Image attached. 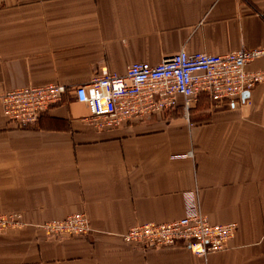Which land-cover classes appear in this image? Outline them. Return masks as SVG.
<instances>
[{
	"label": "crops",
	"instance_id": "obj_1",
	"mask_svg": "<svg viewBox=\"0 0 264 264\" xmlns=\"http://www.w3.org/2000/svg\"><path fill=\"white\" fill-rule=\"evenodd\" d=\"M264 47V0H0V96L33 84L72 90L101 68L156 65L183 50L222 55ZM264 74V56L246 66ZM181 102V100H179ZM70 92L35 125L7 123L0 105V264H264V79L247 96L100 129ZM196 190L211 224L234 223L205 258L178 246L142 250L121 235L186 214ZM86 213L87 237L39 226Z\"/></svg>",
	"mask_w": 264,
	"mask_h": 264
},
{
	"label": "built area",
	"instance_id": "obj_2",
	"mask_svg": "<svg viewBox=\"0 0 264 264\" xmlns=\"http://www.w3.org/2000/svg\"><path fill=\"white\" fill-rule=\"evenodd\" d=\"M263 56L264 47L240 48L222 55L189 54L181 50L156 65L133 63L123 75L101 68L89 83L72 90L61 84L46 83L5 91L0 96L1 111L7 123L30 127L70 92L73 100L86 106L96 127L120 128L163 115L178 106L188 111L201 97L215 106L241 99L262 82V74L248 71L246 66ZM184 200L187 212L183 217L163 224L135 225L121 235L122 240L150 250L184 246L200 258L224 250L233 238L236 225L211 224L194 204L191 192L185 194ZM18 224L17 220L0 216V231L7 225ZM48 227L72 234L89 231L84 213L52 221Z\"/></svg>",
	"mask_w": 264,
	"mask_h": 264
},
{
	"label": "rangeland",
	"instance_id": "obj_3",
	"mask_svg": "<svg viewBox=\"0 0 264 264\" xmlns=\"http://www.w3.org/2000/svg\"><path fill=\"white\" fill-rule=\"evenodd\" d=\"M257 72H259V71H257ZM259 73H261L262 74V76H263V79H264V74L262 73V72H259ZM263 81V80H262ZM4 93V92H3ZM193 193V196H194V200H193V202H194V204L196 205V206H198V208H199V204H198V201H197V192H196V190H192V191H189V192H187V193ZM187 193H185V194H187ZM185 194H184V196H185ZM184 196H183V199H184ZM185 201V200H184ZM186 204V203H185ZM199 210H200V208H199ZM79 213H84V212H79ZM79 213H76V214H79ZM84 214H86V213H84ZM72 215H75V214H72ZM204 215V214H203ZM0 216H4V217H7V218H12V220H17L18 221V226H15V225H7L5 228H3L1 231H0V234H2V233H4V232H6V231H8V230H10V229H12V228H17V227H20L21 225H22V221H21V217H20V215H18L17 213H12V214H0ZM68 217V216H67ZM66 218V217H65ZM86 218H87V216H86ZM64 219V218H63ZM208 219V218H207ZM56 220H62V219H56ZM56 220H48V221H45V222H43L40 226H39V229L47 236V237H49V238H54V239H64V238H69V237H87L91 232V229H90V226H89V221H88V218H87V224H88V226H89V231H87V232H85L84 234H80V233H78V234H72V233H68V232H55V230L53 229V228H51V227H48V225H49V223L50 222H52V221H56ZM144 224V223H143ZM156 224V223H155ZM227 224V223H226ZM138 225V224H137ZM135 226V225H134ZM133 227V226H132ZM132 227H130V228H132ZM130 228L126 231V232H128L129 230H130ZM236 230V229H235ZM125 232V233H126ZM124 233V234H125ZM235 233V232H234ZM123 235V234H122ZM234 236V235H233ZM122 239V238H121ZM123 242H125V243H128V244H131V245H133V246H136V247H138V248H140V249H142V250H150V249H143L140 245H136V244H134V243H132V242H129V241H123Z\"/></svg>",
	"mask_w": 264,
	"mask_h": 264
},
{
	"label": "water",
	"instance_id": "obj_4",
	"mask_svg": "<svg viewBox=\"0 0 264 264\" xmlns=\"http://www.w3.org/2000/svg\"><path fill=\"white\" fill-rule=\"evenodd\" d=\"M247 95H248V93H244V94L242 95V98L245 97V96H247Z\"/></svg>",
	"mask_w": 264,
	"mask_h": 264
}]
</instances>
